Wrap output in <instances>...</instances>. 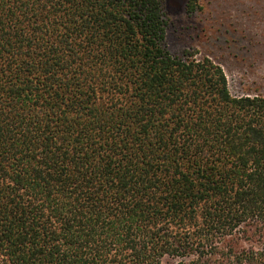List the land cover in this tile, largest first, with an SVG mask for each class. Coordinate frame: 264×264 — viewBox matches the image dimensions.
<instances>
[{
    "label": "trees",
    "instance_id": "16d2710c",
    "mask_svg": "<svg viewBox=\"0 0 264 264\" xmlns=\"http://www.w3.org/2000/svg\"><path fill=\"white\" fill-rule=\"evenodd\" d=\"M167 25L164 0H0V264H264V93Z\"/></svg>",
    "mask_w": 264,
    "mask_h": 264
},
{
    "label": "rangeland",
    "instance_id": "374dc122",
    "mask_svg": "<svg viewBox=\"0 0 264 264\" xmlns=\"http://www.w3.org/2000/svg\"><path fill=\"white\" fill-rule=\"evenodd\" d=\"M164 5L172 54L211 58L223 67L236 96L264 93V0H164ZM173 262L168 258L164 264Z\"/></svg>",
    "mask_w": 264,
    "mask_h": 264
}]
</instances>
